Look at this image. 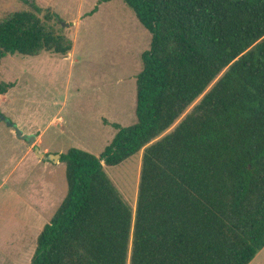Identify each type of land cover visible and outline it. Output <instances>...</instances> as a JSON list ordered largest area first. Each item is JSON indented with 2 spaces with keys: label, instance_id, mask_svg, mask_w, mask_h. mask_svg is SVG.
<instances>
[{
  "label": "trees",
  "instance_id": "obj_1",
  "mask_svg": "<svg viewBox=\"0 0 264 264\" xmlns=\"http://www.w3.org/2000/svg\"><path fill=\"white\" fill-rule=\"evenodd\" d=\"M123 1L151 34L136 120L100 156L60 154L67 192L31 264H249L264 248V0ZM39 11L0 19V61L71 51ZM140 151L133 208L103 164Z\"/></svg>",
  "mask_w": 264,
  "mask_h": 264
},
{
  "label": "rangeland",
  "instance_id": "obj_2",
  "mask_svg": "<svg viewBox=\"0 0 264 264\" xmlns=\"http://www.w3.org/2000/svg\"><path fill=\"white\" fill-rule=\"evenodd\" d=\"M98 1L0 0V19L38 7L48 26L72 40L67 55L15 53L0 61V84L13 83L0 94V264H31L36 238L67 192L64 162L38 157L35 147L47 154L75 147L100 156L116 132L113 124L136 120V75L151 34L123 0ZM5 119L34 135V143ZM141 153L103 164L133 208ZM249 264H264V248Z\"/></svg>",
  "mask_w": 264,
  "mask_h": 264
},
{
  "label": "water",
  "instance_id": "obj_3",
  "mask_svg": "<svg viewBox=\"0 0 264 264\" xmlns=\"http://www.w3.org/2000/svg\"><path fill=\"white\" fill-rule=\"evenodd\" d=\"M62 26H66V24L64 22H62ZM6 122L11 127H13L15 129V131H16V133H17V135L19 137H22V138L26 139L28 141L29 145H32L34 143V141H35V136L34 135L23 134V132L21 130H19L15 124L11 123L8 120H6ZM35 152H36L37 156L40 157V158H42V159H48V160H52V161H58L59 160V157H60V154H43L42 152L39 151V149L37 147H35Z\"/></svg>",
  "mask_w": 264,
  "mask_h": 264
},
{
  "label": "crops",
  "instance_id": "obj_4",
  "mask_svg": "<svg viewBox=\"0 0 264 264\" xmlns=\"http://www.w3.org/2000/svg\"><path fill=\"white\" fill-rule=\"evenodd\" d=\"M42 153L43 154H47L48 153V150L47 149H44V151Z\"/></svg>",
  "mask_w": 264,
  "mask_h": 264
}]
</instances>
